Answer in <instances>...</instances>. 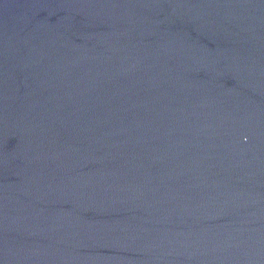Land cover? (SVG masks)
Instances as JSON below:
<instances>
[{
    "label": "water",
    "instance_id": "95a60500",
    "mask_svg": "<svg viewBox=\"0 0 264 264\" xmlns=\"http://www.w3.org/2000/svg\"><path fill=\"white\" fill-rule=\"evenodd\" d=\"M0 264H264V0H0Z\"/></svg>",
    "mask_w": 264,
    "mask_h": 264
}]
</instances>
